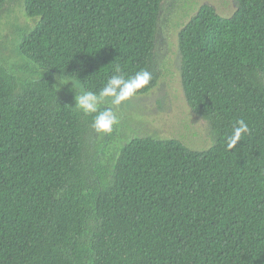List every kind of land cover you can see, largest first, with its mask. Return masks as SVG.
Wrapping results in <instances>:
<instances>
[{
  "label": "trees",
  "instance_id": "obj_1",
  "mask_svg": "<svg viewBox=\"0 0 264 264\" xmlns=\"http://www.w3.org/2000/svg\"><path fill=\"white\" fill-rule=\"evenodd\" d=\"M162 2L23 0L37 21L16 49L35 71L22 81L0 64V264H264V0H235L229 17L202 5L179 32L206 150L144 136L103 160L91 118L53 83L98 93L118 65L149 71L132 97L148 94ZM238 119L250 131L229 150Z\"/></svg>",
  "mask_w": 264,
  "mask_h": 264
},
{
  "label": "rangeland",
  "instance_id": "obj_2",
  "mask_svg": "<svg viewBox=\"0 0 264 264\" xmlns=\"http://www.w3.org/2000/svg\"><path fill=\"white\" fill-rule=\"evenodd\" d=\"M202 5L211 6L221 17H229L237 9L235 0H163L154 44V61L160 72L158 84L148 94L130 97L113 109L118 123L111 133L97 134L91 126L96 114L81 112L92 120L86 138L90 153L99 151L104 154L103 160H110L130 139L144 136L174 139L197 151L213 145L207 122L187 105L180 77L179 32ZM36 21L25 15L23 0H6L0 11V64L22 81L34 78L31 73L35 70L25 65L16 47L20 35L31 30ZM57 77L60 76H53V83L59 97L73 106L75 90L78 95L84 92L83 87L64 77L61 83L67 84L60 85ZM99 107L103 110L113 106L107 102Z\"/></svg>",
  "mask_w": 264,
  "mask_h": 264
},
{
  "label": "clouds",
  "instance_id": "obj_3",
  "mask_svg": "<svg viewBox=\"0 0 264 264\" xmlns=\"http://www.w3.org/2000/svg\"><path fill=\"white\" fill-rule=\"evenodd\" d=\"M114 73L98 93L84 91L77 95L71 83L72 88L75 90L72 108L86 115L96 114L91 126L97 134L111 133L113 126L118 123L117 114L113 109L135 95L140 89L146 88L152 80V74L147 70L138 71L134 76L125 78L121 74L120 67L117 65ZM56 79L60 85L67 84L61 83V80L64 79L62 76ZM107 102H110L113 107L100 110L99 106ZM249 131L248 124L244 119L236 120L233 125L232 135L227 140V148L229 150L234 148L241 137Z\"/></svg>",
  "mask_w": 264,
  "mask_h": 264
}]
</instances>
